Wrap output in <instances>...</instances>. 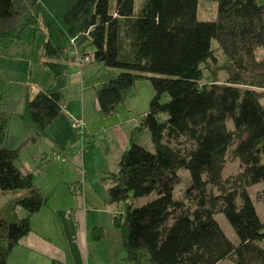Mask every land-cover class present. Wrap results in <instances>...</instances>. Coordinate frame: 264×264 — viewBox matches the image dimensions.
Wrapping results in <instances>:
<instances>
[{"label":"trees","instance_id":"1","mask_svg":"<svg viewBox=\"0 0 264 264\" xmlns=\"http://www.w3.org/2000/svg\"><path fill=\"white\" fill-rule=\"evenodd\" d=\"M198 1L144 0L134 12V0H0V53L29 46L27 35L41 32V65L52 78L45 91H25L21 116L34 133L11 150L4 147L9 124L1 111L9 86L0 77V192H25L0 211V264L30 232L29 217L49 201L17 162L63 110L73 48L120 71L95 89L103 117L131 96L136 81L147 80L153 91L117 170L99 179L108 185L107 202L118 208L112 228L120 232L125 264H264L255 244L264 241V224L247 192L264 183V5L206 0L216 3V17L200 22ZM212 41L224 58V84L208 68L216 62ZM202 66L209 83L202 82ZM143 132L151 150L139 144ZM77 137L82 146L92 143L85 131ZM228 157L242 170L222 180ZM180 169L190 176L189 205L172 198ZM154 192L157 198L140 207L128 202ZM17 208L26 217L18 218ZM217 213L237 246L214 220ZM103 237L92 231L95 241Z\"/></svg>","mask_w":264,"mask_h":264},{"label":"crops","instance_id":"2","mask_svg":"<svg viewBox=\"0 0 264 264\" xmlns=\"http://www.w3.org/2000/svg\"><path fill=\"white\" fill-rule=\"evenodd\" d=\"M41 62L42 58L34 69L30 59L29 75L16 83L19 87L14 96L9 95L10 90L6 94L1 111L9 124L4 142L7 149L17 148L34 133L21 113L27 89L34 92L51 87V74ZM119 73L92 61L81 67L69 65L63 89V110L44 134L28 146L34 148L29 160L22 158L27 147L17 162L20 172L32 175L35 186L50 198L45 206L29 217L30 232L11 251L7 264H113L110 254L104 258L95 254L105 237L100 241L92 238L95 229L102 230L103 234L113 230L112 219L118 209L107 202L108 185L99 179L117 170L115 166L129 146L130 133L148 111L153 96L150 83L138 80L133 85L131 96L115 113L103 117L96 102L95 89ZM13 120L19 122L23 131L21 136L11 135ZM78 122L83 123L86 141H91V144L82 146L78 140L77 131L73 128ZM142 135L150 144L146 132L141 133L138 139ZM55 156H59L60 161H54ZM36 169L40 171L38 174L33 173ZM24 195V191L0 192V211ZM15 213L18 218L26 217L19 208Z\"/></svg>","mask_w":264,"mask_h":264},{"label":"rangeland","instance_id":"3","mask_svg":"<svg viewBox=\"0 0 264 264\" xmlns=\"http://www.w3.org/2000/svg\"><path fill=\"white\" fill-rule=\"evenodd\" d=\"M144 0H134V12L140 9V6ZM258 5H264V0H255ZM114 3V1H112ZM216 17V3L206 0H199L197 6V20L200 22H213ZM44 40V35L41 32L29 33L26 38V43L29 46H23L21 43L18 48H14L13 51L0 53V76L3 74L6 76L10 93L9 95L14 96L17 89V84L19 80L23 79V76L29 75V60L32 59L33 67L41 58V47ZM217 45L214 41L211 42V50L216 59L215 63L210 62L208 68L210 71L215 73V80L218 84H224L226 80V74L222 71L221 67L224 65V58L221 52L216 49ZM91 52L90 49H88ZM203 67V83H209L211 81V75ZM119 71V70H118ZM120 72V71H119ZM211 72V73H212ZM17 83V84H16ZM20 85V84H19ZM19 87V86H18ZM21 87V86H20ZM166 100V99H165ZM228 130H232V123L229 121L226 124ZM11 135L21 136L23 133L19 126L17 120L12 121L11 125ZM149 138V134H146ZM140 145L148 150H151L150 144L143 139V135L139 141ZM234 146V145H233ZM34 152V148L31 146L27 148L22 154V158L29 160ZM264 160V157H263ZM60 161V160H58ZM117 167L115 166V169ZM242 170V166L238 161L231 160L230 157L227 158L225 166L221 173L222 180L229 177L237 175ZM57 173V172H56ZM177 180L171 188L172 198L175 201H184L185 204L189 205V200L187 199L188 193L190 191V176L187 170L180 169L176 172ZM249 198L254 206L255 212L261 223L264 224V183H259L251 186L247 189ZM213 193H217L213 190ZM158 196L157 193H152L143 198L130 199L128 202L132 203L134 207H140L154 199ZM118 210V209H117ZM214 220L217 222L219 228L225 235V237L235 246L238 245V239L234 234L233 230L227 223L225 217L221 213L214 215ZM170 224V222L168 223ZM105 240L100 244L99 251L95 252L96 256L99 258H104L111 255L113 264H125L122 259L125 257V252L121 247V235L118 230H112L109 233L104 232ZM259 248L264 250V241H257L255 243ZM92 249V248H91ZM93 264H96L94 262ZM224 264H229V262H224Z\"/></svg>","mask_w":264,"mask_h":264},{"label":"built area","instance_id":"4","mask_svg":"<svg viewBox=\"0 0 264 264\" xmlns=\"http://www.w3.org/2000/svg\"><path fill=\"white\" fill-rule=\"evenodd\" d=\"M70 45L74 47L73 41H70ZM71 55L75 58L74 65H76V67H81L84 64L90 63L89 57L88 56H81L76 48H73V50L71 52ZM83 127L84 126H83L82 122H78V123H75L73 125V128L76 131H78L80 134H83V132H84ZM53 160L54 161H58V160H60V157L59 156H55V157H53ZM38 172H40L39 169H36L33 173L34 174H38Z\"/></svg>","mask_w":264,"mask_h":264},{"label":"bare ground","instance_id":"5","mask_svg":"<svg viewBox=\"0 0 264 264\" xmlns=\"http://www.w3.org/2000/svg\"><path fill=\"white\" fill-rule=\"evenodd\" d=\"M34 171H35V170H34ZM34 171H33V172H34Z\"/></svg>","mask_w":264,"mask_h":264}]
</instances>
